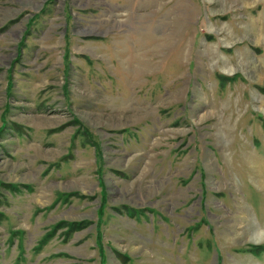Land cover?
I'll list each match as a JSON object with an SVG mask.
<instances>
[{"label":"rangeland","instance_id":"374dc122","mask_svg":"<svg viewBox=\"0 0 264 264\" xmlns=\"http://www.w3.org/2000/svg\"><path fill=\"white\" fill-rule=\"evenodd\" d=\"M0 264H264V0H0Z\"/></svg>","mask_w":264,"mask_h":264},{"label":"trees","instance_id":"16d2710c","mask_svg":"<svg viewBox=\"0 0 264 264\" xmlns=\"http://www.w3.org/2000/svg\"><path fill=\"white\" fill-rule=\"evenodd\" d=\"M128 213L130 214V215H132L133 213H136V215H139V211L138 212H133V211H128ZM129 216V215H128Z\"/></svg>","mask_w":264,"mask_h":264}]
</instances>
